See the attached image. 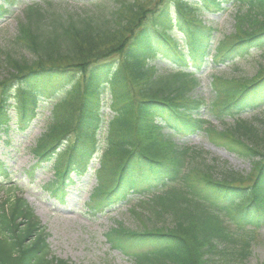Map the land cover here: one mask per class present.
I'll return each instance as SVG.
<instances>
[{
	"label": "trees",
	"instance_id": "obj_1",
	"mask_svg": "<svg viewBox=\"0 0 264 264\" xmlns=\"http://www.w3.org/2000/svg\"><path fill=\"white\" fill-rule=\"evenodd\" d=\"M17 1L4 0L0 18ZM81 1L96 8L60 0H29L23 8L15 43L30 55L5 58L0 137L26 133L48 110L32 148V171H55L46 193L62 200L72 174L92 172L97 161L89 214L141 197L134 209L142 214L131 210L140 226L117 221L105 233L132 264H247L264 227V120L242 114L263 108L264 66L251 77L213 76L223 85L217 91L211 83L209 99L193 67H205L214 40L217 64L263 47L264 0ZM233 2L246 10L234 15L229 33L215 35L205 13H223ZM173 4L175 15L168 13ZM182 45L189 51L178 52ZM200 133L223 139L213 142L251 162L250 171L211 163L205 149L188 143ZM6 165L0 160V177L10 176ZM48 237L26 199L0 200V264H73L52 256Z\"/></svg>",
	"mask_w": 264,
	"mask_h": 264
},
{
	"label": "rangeland",
	"instance_id": "obj_2",
	"mask_svg": "<svg viewBox=\"0 0 264 264\" xmlns=\"http://www.w3.org/2000/svg\"><path fill=\"white\" fill-rule=\"evenodd\" d=\"M39 1L44 5L46 4V0ZM60 1L68 4V6L70 4L74 7H81L84 11H88V8L95 9L97 5V3L86 4L81 0ZM114 1L116 2V0H100L99 3L104 2L107 5L112 4ZM26 3L27 0H20L12 8V13H9L10 16L5 20H0V75L5 66V58L20 57L23 54L30 55L25 50L22 51L15 43V37L18 34V19L23 15L21 8ZM245 10L246 7L238 2L230 3L223 13H205L204 18L207 17L209 20H205L204 24L207 23L214 31L217 28L216 32H213L215 35L229 33L233 29L234 15L238 11L244 12ZM169 11L174 14L175 6L172 5ZM216 47L217 44L213 42L210 53L207 56V61L210 64H205V67L199 71L201 78L199 89L204 91L207 99L211 96V83H213L217 91L223 85L221 79L216 81L213 76H218L222 79L251 77L258 72L261 66H264V46L260 48L250 47L246 51V55L239 56L227 64H214L211 62V57H213ZM182 48L184 46L179 47L178 50L181 51ZM185 49L189 51L190 48L186 46ZM118 58V54L112 55L113 60ZM153 63H157L162 68L170 66L165 59L162 62L153 59ZM219 99V103L225 100L223 95H219ZM40 111L43 112V109ZM104 111L106 112V118L109 119L111 117L109 110L105 108ZM47 113L48 110H44L26 133L11 131L9 135H1L0 160L7 164L8 171L11 174L7 178L4 175L0 177V200L8 197L9 194L22 195L26 198L41 224L45 226L49 236L48 241L52 256L67 260L73 264H132L124 254L110 247V244L106 242L105 233L110 227L117 226V221L123 222L125 226L130 228L139 227L140 221L138 223L136 214L134 216L131 210L135 208L141 197H132L127 204L116 205V207L107 210L105 213L93 216L88 213L86 202L89 201L92 189L98 183L95 170L91 174L88 172L83 176L73 173L71 178L74 184L65 190L62 200H58L52 195L50 196L43 190V184L50 181L54 176L52 169L39 167L32 171L38 161L35 159L31 148L35 146L38 137L45 131ZM242 116L248 119L258 117L264 120V105L260 110L253 109L243 113ZM14 120L13 117L12 123ZM225 120L230 121L228 118ZM210 121L218 125V130H220L222 124L219 126V120L212 117ZM262 126H264V123ZM10 137H12V143L8 144L6 140ZM222 140L219 137H215V140H210L206 134L200 133L199 135L191 136L189 143L205 149L206 158L211 163L218 164L228 170L231 169L233 172L247 174L252 167V163L240 158L235 153L228 152L224 146L221 147L213 142H222ZM260 150L264 152L263 143L260 144ZM93 165L96 169L99 163L96 161L94 164L93 161V163H90V167H93ZM134 210L142 214L140 207ZM140 220L143 223L146 222L141 217ZM255 238L256 240L252 247L253 251L247 259V264H264V227L256 232Z\"/></svg>",
	"mask_w": 264,
	"mask_h": 264
}]
</instances>
